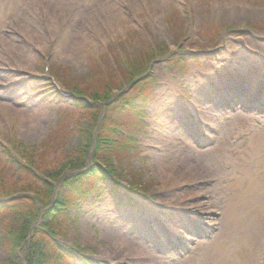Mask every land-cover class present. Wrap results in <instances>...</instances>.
<instances>
[{
  "label": "rangeland",
  "instance_id": "rangeland-1",
  "mask_svg": "<svg viewBox=\"0 0 264 264\" xmlns=\"http://www.w3.org/2000/svg\"><path fill=\"white\" fill-rule=\"evenodd\" d=\"M161 44L171 53L149 65L144 114L116 115L122 138L102 151L135 194L118 187L123 202L108 181H80L88 192L54 220L59 238L81 250L74 264H264V0H0V187L24 180L8 160L18 149L54 184L86 174L91 155L79 158L71 128L93 121L62 93Z\"/></svg>",
  "mask_w": 264,
  "mask_h": 264
},
{
  "label": "trees",
  "instance_id": "trees-1",
  "mask_svg": "<svg viewBox=\"0 0 264 264\" xmlns=\"http://www.w3.org/2000/svg\"><path fill=\"white\" fill-rule=\"evenodd\" d=\"M174 42L177 43L176 40ZM139 50L125 55V67L111 68L107 66L105 69L103 68L104 70L101 69V72L91 68L85 76L76 77V81L69 84V91L78 97L74 99V104L86 111L93 121V125L76 122L71 128V132H75L78 136L79 142L76 153L79 154L80 159L88 156L90 148L93 146L91 163L86 174L72 173L63 179L59 184L61 188L55 192L52 205L44 210L41 216H39L41 209L48 204L50 205L52 201L55 188L53 180L48 179V177V180H44L34 171L39 170V163L38 159L35 158L36 153H33V149L30 152H27L28 150L22 152L18 149L16 155L24 163H20L16 158L9 156L8 160L17 164L19 170L25 175L23 176L24 180L16 182L10 190H8L9 187H0V197L23 194L13 199L0 201V222L3 228V236L0 241L2 247L10 255L7 261L0 264H21L17 263L13 257L16 251H24L23 248L30 227L38 217H40V222L32 230L27 249L23 252L24 264H74L75 257L80 254L81 250L76 246H64V243L60 242L59 235L61 232L55 228L54 220H57L59 214L63 213L67 206L70 207L76 203L75 201H78L76 198L79 194L80 198L82 196L81 200L85 198L88 191L85 188H83L84 190L82 187L79 188L80 181L94 177L95 180L98 178L108 181L115 188L117 183L115 171L112 170L111 163H107L109 157H106L102 151L111 147L110 144L115 139L114 137H116L115 141L118 140V137L122 138L121 133H119L120 125L116 122V115L119 116L128 111H132V117L139 114L138 102L147 94L143 84L148 78L129 86L130 90L140 86L136 92L129 93L127 96L119 95L108 101L94 135L93 128L96 127L102 104L115 95L112 91H121L132 80L145 73L153 59L163 57L169 52L166 44L157 47L143 45ZM181 60L180 56L174 55L172 65L174 67L180 65ZM91 83L96 84L97 87H91ZM110 112H112L111 115ZM127 126L129 125L127 124ZM131 188L129 190L133 191L134 188ZM114 194L119 200H122L115 190Z\"/></svg>",
  "mask_w": 264,
  "mask_h": 264
},
{
  "label": "bare ground",
  "instance_id": "bare-ground-1",
  "mask_svg": "<svg viewBox=\"0 0 264 264\" xmlns=\"http://www.w3.org/2000/svg\"><path fill=\"white\" fill-rule=\"evenodd\" d=\"M253 69H256V68L253 67ZM214 74H215V73H214ZM214 74H213V75H214ZM257 74L259 75V73H257ZM240 76H241V74H240ZM250 76H251V75H250ZM257 77H258V76H257ZM257 77H256V78H254V76H253V77H252V76L249 77V78L251 79V86H253V85L256 83V80H258ZM204 85H206V84H204ZM243 88L246 89V86L244 85ZM262 91L264 92V89H263ZM9 108H11V107H9ZM226 113H227V112H226ZM248 114H249V113H248ZM248 114L244 113V116H247ZM228 117H229V116H226L225 119L228 118ZM220 118H221V116H220ZM222 119H223V118H222ZM222 119H220V120H219V119L216 120V121H217L216 123H218V124H219V123L221 124V123H223V122L225 123V121H223ZM226 121H228V120L226 119ZM228 122H229V121H228ZM214 123H215V121H214ZM152 263L155 264L156 262H152Z\"/></svg>",
  "mask_w": 264,
  "mask_h": 264
},
{
  "label": "water",
  "instance_id": "water-1",
  "mask_svg": "<svg viewBox=\"0 0 264 264\" xmlns=\"http://www.w3.org/2000/svg\"><path fill=\"white\" fill-rule=\"evenodd\" d=\"M29 237H30V233H29V236H28V238H27V242H28ZM26 246H27V243H26V245H25V248H26ZM22 260H23V258H22ZM23 264H24V263H23Z\"/></svg>",
  "mask_w": 264,
  "mask_h": 264
}]
</instances>
